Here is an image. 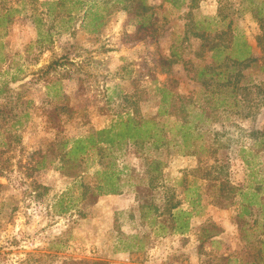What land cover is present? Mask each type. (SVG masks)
Masks as SVG:
<instances>
[{
	"label": "rangeland",
	"instance_id": "rangeland-1",
	"mask_svg": "<svg viewBox=\"0 0 264 264\" xmlns=\"http://www.w3.org/2000/svg\"><path fill=\"white\" fill-rule=\"evenodd\" d=\"M52 1L11 0L20 13L0 33V124L8 117L0 130V264H234L244 252L258 256L264 219L238 218L237 202L218 206L216 189L222 179L251 184L237 156L244 149L264 196V31L258 22L264 0H194L184 14L163 5L147 29L115 10L96 35L81 27L80 14L59 26L58 10L49 17L42 6ZM204 18L209 37L198 39L194 25ZM217 32L249 45L252 65L243 82L259 89L248 100L225 93L227 106L209 119L205 114L193 133L199 154L184 155L173 135L176 120L157 117L158 89L173 78L180 95L203 105L207 89L199 74L212 64L206 45ZM172 53L178 61L168 65ZM133 110L157 119L169 143L158 149L151 142L99 145L76 163L62 161L65 141L107 129ZM112 171L124 184L121 193L91 197L103 183L100 173ZM168 201L190 214L182 235L170 233L167 215L151 210L143 219L139 209ZM210 224L221 230L200 245L201 229ZM160 226L166 233L155 236ZM126 248L131 251L120 250Z\"/></svg>",
	"mask_w": 264,
	"mask_h": 264
},
{
	"label": "trees",
	"instance_id": "trees-1",
	"mask_svg": "<svg viewBox=\"0 0 264 264\" xmlns=\"http://www.w3.org/2000/svg\"><path fill=\"white\" fill-rule=\"evenodd\" d=\"M11 0H0V33L5 31L9 27L14 19L19 15L20 11L14 5L11 4ZM249 4H254L257 0H247ZM190 2L191 8L194 6V0H160L159 5L155 6L148 2V0H56L52 2H45L42 4L49 17H53L58 10L57 20L59 26H66L74 19L72 14L81 15V27L88 28L90 33L96 35L99 30L106 24V20L112 12L115 10H123L130 14L132 19L136 21L139 29L152 27L157 23H154V17L157 18L155 13L157 9H161L163 5L169 6L172 11L178 14H184V7ZM259 8H264V2H261ZM259 14L264 13V9L258 11ZM187 18L190 16V12L186 14ZM207 18H204L200 22H196L194 25V35L198 39L209 37L207 33L208 23ZM261 17H258L260 29L264 31V21ZM39 22L36 21V28L39 31ZM205 24V25H202ZM88 25V26H87ZM207 25V26H206ZM41 35V31H39ZM226 34L224 32L216 33L212 40H216L206 46L210 48L212 54V64L206 69L200 71L199 76L202 77V85L207 89V95L204 98V104L200 105L199 101H196L192 95H180L177 92L178 81L173 78H167L161 88L158 89L160 93L158 118H174L176 120V126L174 128V137L179 140L180 146L183 147V151L178 149L184 155L196 156L199 154L194 149L193 133L198 128L199 124L203 122V118L206 114L207 119L211 113L219 108H225L227 105L224 96L225 93L229 94V97L234 98L238 93H242L245 100H248L247 95L251 89H259L258 85H252L250 88L249 83L243 82L244 71L250 68L252 65L250 57V47L245 41H241L238 37L229 35V39H225ZM264 39V36H262ZM225 42L219 44V42ZM231 45H230V41ZM1 47V45H0ZM231 50L229 53H233V57H229L226 54L227 50ZM170 61L168 65L178 61L177 55L172 53L170 55ZM51 64L48 68H52ZM264 72V66L260 69ZM199 79V78H198ZM239 79H242L240 82ZM214 85V86H213ZM213 86V90L208 88ZM225 97V98H224ZM223 98V99H222ZM253 101L250 100L248 104L252 106ZM236 104V102H235ZM260 104V103H259ZM256 105V104H254ZM207 108V109H206ZM200 109V112H197ZM127 116L122 118L118 117L111 126L107 129H102L94 132L85 138L72 139L65 141L62 144L61 159L68 163H76L80 156L86 154L89 149H92L99 145H104L108 148L117 146L124 142L145 144L150 143L155 148L165 146L167 143L166 133L162 131V128L158 126L157 119H147L140 115L137 110H133L131 113H126ZM249 116V115H248ZM7 118H1L2 124H0V130H2L7 122ZM11 134L7 138L11 139ZM10 143V142H9ZM244 149L238 151V157L243 162V166L248 171V178L251 179V184L235 186L232 185L226 179H222L217 183V199L218 206L227 208L238 203V218L253 217L264 219V196H261V184L262 181H257L258 168L256 165H252L246 156ZM38 168V167H37ZM103 183H97L91 192V197H100L102 195H119L123 190L124 184L119 182V173L102 172L100 173ZM236 199V201H235ZM235 201V202H234ZM220 202V203H219ZM141 211H145L143 219H147V214L153 210L158 215H167L169 218V230L170 233L182 235L188 230L189 213L183 211L180 208V203L176 201H168L163 207L154 205H143L139 208ZM67 212L68 209H63ZM157 219V217L153 218ZM153 220L151 225L156 224ZM261 225H264L262 221ZM160 233H156L155 236L165 235L164 227H159ZM221 229L216 228L210 224L207 227H202L201 236L199 237L200 245H203L207 240H211L218 236ZM222 232V231H221ZM136 238V237H135ZM122 243V241H118ZM125 252H130L129 248L120 249ZM122 252V251H121ZM260 255V256H259ZM258 256L253 255L250 252H244L241 258L233 259L234 264H264V237L260 239V253ZM61 264H106L101 261L89 262L86 260L73 261L68 263L67 261ZM230 264V263H228Z\"/></svg>",
	"mask_w": 264,
	"mask_h": 264
}]
</instances>
